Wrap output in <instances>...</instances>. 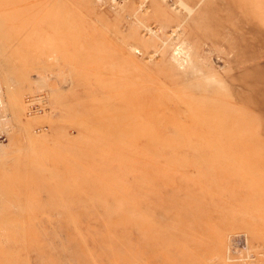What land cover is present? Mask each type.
I'll list each match as a JSON object with an SVG mask.
<instances>
[{
  "label": "rangeland",
  "instance_id": "1",
  "mask_svg": "<svg viewBox=\"0 0 264 264\" xmlns=\"http://www.w3.org/2000/svg\"><path fill=\"white\" fill-rule=\"evenodd\" d=\"M182 1L0 0V264H264V0Z\"/></svg>",
  "mask_w": 264,
  "mask_h": 264
},
{
  "label": "bare ground",
  "instance_id": "2",
  "mask_svg": "<svg viewBox=\"0 0 264 264\" xmlns=\"http://www.w3.org/2000/svg\"><path fill=\"white\" fill-rule=\"evenodd\" d=\"M178 1V4L179 6H181L183 9H185L188 13H190L191 9L190 7L185 3L183 2L182 0H177ZM244 9V7L242 8V10ZM232 10V9H231ZM245 11V9H244ZM238 12H240V10H238ZM248 27H252V25L249 23V24H246ZM263 36H261L260 34L257 36L254 37V34H249L248 35V39H246V35L244 34L243 38H240L237 40V45L236 47L238 46L239 47V55L242 54V52L245 54L246 53V49L249 47L247 46L248 44H254L256 43L255 41H257L258 39H262ZM244 39V40H243ZM250 52V51H249ZM239 60V59H238ZM225 131V130H223Z\"/></svg>",
  "mask_w": 264,
  "mask_h": 264
}]
</instances>
